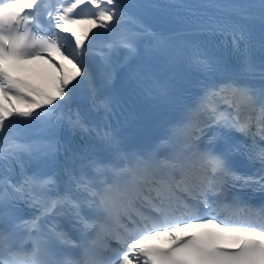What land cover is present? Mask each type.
Wrapping results in <instances>:
<instances>
[{
	"label": "snow or ice",
	"instance_id": "obj_1",
	"mask_svg": "<svg viewBox=\"0 0 264 264\" xmlns=\"http://www.w3.org/2000/svg\"><path fill=\"white\" fill-rule=\"evenodd\" d=\"M33 61L44 86L16 74ZM121 77L180 110L166 154L111 126ZM249 191L264 194V0H0V264H264Z\"/></svg>",
	"mask_w": 264,
	"mask_h": 264
},
{
	"label": "bare ground",
	"instance_id": "obj_2",
	"mask_svg": "<svg viewBox=\"0 0 264 264\" xmlns=\"http://www.w3.org/2000/svg\"><path fill=\"white\" fill-rule=\"evenodd\" d=\"M31 69L34 72V75H36L37 78L45 84L47 83L49 77L53 74V69L44 61H33ZM26 70H28V68H26Z\"/></svg>",
	"mask_w": 264,
	"mask_h": 264
}]
</instances>
